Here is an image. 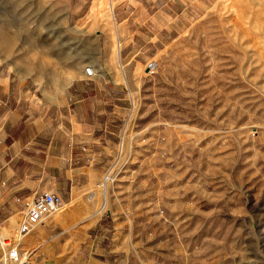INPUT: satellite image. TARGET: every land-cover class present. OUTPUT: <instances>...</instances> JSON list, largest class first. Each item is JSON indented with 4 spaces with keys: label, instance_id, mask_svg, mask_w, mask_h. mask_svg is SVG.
I'll list each match as a JSON object with an SVG mask.
<instances>
[{
    "label": "crops",
    "instance_id": "crops-1",
    "mask_svg": "<svg viewBox=\"0 0 264 264\" xmlns=\"http://www.w3.org/2000/svg\"><path fill=\"white\" fill-rule=\"evenodd\" d=\"M216 1L115 0L125 64L139 62L147 44L177 39ZM11 40L6 35L0 47V231L22 219L17 199L50 191L69 213L44 216L21 242L41 264H159L179 242L182 219L185 227L194 219L201 251L178 264H208L203 229L218 215L217 200L205 195L198 175L184 183L173 178L184 165L171 160L170 130L161 135L158 125L135 120L116 179L106 194L99 187L120 162L134 80L86 79L76 58L59 72H45L25 50L8 49ZM177 137L182 143V134Z\"/></svg>",
    "mask_w": 264,
    "mask_h": 264
},
{
    "label": "rangeland",
    "instance_id": "rangeland-1",
    "mask_svg": "<svg viewBox=\"0 0 264 264\" xmlns=\"http://www.w3.org/2000/svg\"><path fill=\"white\" fill-rule=\"evenodd\" d=\"M257 1L217 0L177 39L147 44L135 58L139 62L125 64L115 0H22L15 7L0 0V30L12 37L8 49L25 50L40 70L59 72L76 58L78 68H94L95 78L134 80L122 154L135 120L139 126L158 125L161 135L171 131V160L184 165L173 170V178L184 183L198 175L205 195L217 200L218 215L203 229L208 264H264V38L254 37ZM190 197L184 196L185 203ZM61 211L70 210L63 204L53 214ZM182 220L179 242L173 241L159 264H178L201 251L194 219L187 227ZM14 224L0 233L16 240Z\"/></svg>",
    "mask_w": 264,
    "mask_h": 264
},
{
    "label": "built area",
    "instance_id": "built-area-1",
    "mask_svg": "<svg viewBox=\"0 0 264 264\" xmlns=\"http://www.w3.org/2000/svg\"><path fill=\"white\" fill-rule=\"evenodd\" d=\"M152 68L153 62L149 61L146 64V70L150 72ZM84 74L86 79L89 80L94 79L97 75L94 68L90 65L84 68ZM128 99L130 101L131 112L134 108V100L130 92H128ZM126 121L128 122V120ZM125 131L124 126L123 134ZM123 134L117 149V158L122 154ZM112 172V168H110L103 174L99 184L101 190L106 188L107 183L110 184L113 182V180H110ZM17 201L23 204V210L21 212L22 219L17 226L16 240L11 239L10 236L0 234V264H40L32 258L31 250L21 248V242L36 225L41 223L44 216L56 212L63 205V201L58 195L50 191H42L34 197L25 198L23 200L17 199Z\"/></svg>",
    "mask_w": 264,
    "mask_h": 264
},
{
    "label": "bare ground",
    "instance_id": "bare-ground-1",
    "mask_svg": "<svg viewBox=\"0 0 264 264\" xmlns=\"http://www.w3.org/2000/svg\"><path fill=\"white\" fill-rule=\"evenodd\" d=\"M7 2L9 3V5H11V7H13V6L15 7V5H18L20 2H22V0H7ZM94 6H97V5H94ZM256 6H257V9L254 11V21H253L254 25H253V28L255 30H257V32L254 34V37H257V36L261 35V37L264 38V0L257 1ZM107 15H108L109 19H110V17L112 19V8H111V5H110V7H109V9L107 11ZM5 38H6V32L3 31V30H0V47H2V48L4 47V44H5ZM115 58H116L117 61L118 60L120 61V48L119 47H116ZM119 68H120L119 72H120L121 76H123L124 75V71H123V67H122L121 64H120ZM110 180H112V178ZM107 184H109V183H107ZM104 191H105V189H104ZM64 213H66V212H64ZM11 221L13 223L15 222L14 219H12Z\"/></svg>",
    "mask_w": 264,
    "mask_h": 264
}]
</instances>
